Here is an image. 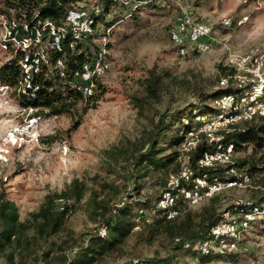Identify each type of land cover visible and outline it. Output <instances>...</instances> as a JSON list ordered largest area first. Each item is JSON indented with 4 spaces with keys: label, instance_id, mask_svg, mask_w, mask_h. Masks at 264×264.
<instances>
[{
    "label": "rangeland",
    "instance_id": "obj_1",
    "mask_svg": "<svg viewBox=\"0 0 264 264\" xmlns=\"http://www.w3.org/2000/svg\"><path fill=\"white\" fill-rule=\"evenodd\" d=\"M7 1L0 0V9L6 7ZM183 13L214 21L228 17L232 24L228 28L217 27L212 52L182 59L176 55L169 30ZM8 17H14L12 12L4 19L0 16V42ZM107 29L111 30L104 50L111 68L96 81L97 97L93 101L79 99L71 113L41 118L39 144L8 145L6 135L17 124L21 106L13 101L10 110L0 112V192L15 205L19 220L24 222L37 213L49 194L67 192L60 203L72 206L61 232L49 243L33 246L31 253L6 249L0 253V264H55L52 255L46 262L41 257L49 249H56L52 243L63 248L60 256L71 258V250L81 239L101 230L110 210L123 203L134 208L132 219L138 226L121 246L95 264H264V146L257 149L248 145L238 152L232 149L228 164L214 166L225 171L226 181L232 179V169L237 174H247L248 182L225 189L197 206L180 207L177 218L163 224L150 242L146 239L156 201L174 173L170 166L138 178L143 171L137 172L133 167V159L146 148L143 145L159 116L177 111L189 115L205 106L213 109L211 104L216 97L204 103L202 99L218 91V81L230 69V61L250 49L263 47L264 1L118 0V5L110 7L98 20L95 33L85 44L90 59L98 48L101 50ZM8 58L0 47V66ZM151 71L159 80L157 98L141 85ZM192 115L199 123L193 131L202 123L198 117L206 121L213 117L197 111ZM187 122L183 120L184 124ZM183 142L184 139L177 147L179 155ZM179 163L181 167L183 161ZM75 183L82 190L78 200L69 192ZM239 202L258 208L259 213L234 255L201 260L175 245V239L198 236L209 217L217 218ZM32 235L29 230L27 236ZM10 253L12 261L7 258Z\"/></svg>",
    "mask_w": 264,
    "mask_h": 264
},
{
    "label": "built area",
    "instance_id": "obj_2",
    "mask_svg": "<svg viewBox=\"0 0 264 264\" xmlns=\"http://www.w3.org/2000/svg\"><path fill=\"white\" fill-rule=\"evenodd\" d=\"M92 11L83 4L76 5L67 12L64 22L58 26L44 22L37 27H30L27 24L19 25L14 19H5L1 49L9 53V58L19 51L25 52L26 56L19 61L20 76L15 83L0 84V112L10 110L13 101L28 93L32 78L40 72L42 65L45 66L46 75L50 76V79L66 78L64 61L66 51L71 53L77 51L78 46H84L95 33L98 21L94 15L98 10L93 8ZM231 24L228 17L214 21L210 17L194 18L191 14L183 13L169 30V39L179 58L203 55L212 52L216 47L213 35L217 27L228 28ZM110 30L107 29L102 38L104 42L102 52L80 64L72 73L71 80L67 82L83 99L88 100L95 95L96 81L110 71L111 65L105 57L104 50ZM58 53L62 56H55ZM229 66L230 69L219 79L217 86L221 89L230 88L233 92L214 98L211 106L217 114L207 121L198 117L202 122L199 129L185 135L181 146L182 157L180 155L178 158L179 162L183 161L180 172L177 176L169 177L168 186L157 200L156 208L164 211L167 219H173L178 215L179 203L194 207L225 189L248 182L247 174H237L231 169L233 177L228 181H207L198 178L192 181L190 189L179 186V181L189 182L191 178L189 155L200 142V136H205L209 142L217 141L220 136L215 135L219 132H229L242 123L264 118V45L261 48L250 49L242 56L231 60ZM31 97H34V93ZM47 112L46 109L31 106L18 107L19 115H16V119L19 120L9 129L5 139L7 144L15 147L39 144L41 141L39 124ZM231 152L232 146L218 147L215 152L204 154L198 165L213 167L219 163L228 164ZM258 213V208L253 207L236 219L228 212H224L223 220L210 229L208 237L194 242L185 241L184 248L192 249L201 256L212 254L224 256L235 253L242 234ZM105 232L103 227L99 230L101 235H105ZM176 241L179 242V239ZM129 264L141 263L132 261Z\"/></svg>",
    "mask_w": 264,
    "mask_h": 264
},
{
    "label": "trees",
    "instance_id": "obj_3",
    "mask_svg": "<svg viewBox=\"0 0 264 264\" xmlns=\"http://www.w3.org/2000/svg\"><path fill=\"white\" fill-rule=\"evenodd\" d=\"M264 1V0H262ZM133 3H144L147 0H130ZM83 4L86 8L93 12V8L98 10V13L94 15L96 20L102 19V17L108 12L110 7L118 5L116 0H8L6 7L0 9V16L6 17L12 12L14 17H8L9 20L14 19L19 25L27 24L30 27H37L44 22H50L55 25H61L67 15V12L76 5ZM122 4V3H121ZM125 8L124 4L120 5ZM106 47V46H105ZM102 49H97L93 58L99 55ZM9 55L8 52H5ZM52 55V54H51ZM62 56L57 54L55 56ZM26 56L25 52H18L11 58H8L0 66V84H14L16 79L20 76L19 61ZM52 57V56H51ZM66 65V78L63 80L50 79V76L46 75L45 66H41L40 72L35 74L32 78L31 89L28 90L26 95H21L17 102L21 107L31 106L34 108L46 109L48 112L44 116H60L72 112V108L76 101L82 99L81 95L75 92V90L69 85L71 75L75 69L79 67L83 62L89 61L88 48L84 46H78L77 51L71 53L67 52L64 55ZM91 58V59H93ZM226 71L224 72V74ZM223 74V75H224ZM150 77L141 85L145 87L147 92L154 98H157L159 80L156 78L154 71L149 73ZM218 91L210 95V97H203L202 103L208 98L212 99L223 94L232 93L233 90L218 88ZM34 93V97L31 95ZM97 97L95 95L87 101H93ZM137 102L143 103L144 100H138ZM199 115L209 114L215 116L217 111L210 107L196 108ZM192 112V113H193ZM189 114L186 115L181 111H177L172 114H163L159 116L158 121L155 124V129L150 133L143 147L145 149L137 152L136 157L133 159V167L137 169V172H142L141 177L148 176L150 173L162 171L166 168L172 167V173L177 176L180 172V163L178 162L179 152L177 147L183 141L185 135L192 132L199 126V123L194 121L195 116ZM251 122L242 123L240 127H234L229 132H219V140L209 142L205 136H200V142L194 150L190 152L188 166L191 169V178L189 182L179 181V186L186 189L192 187V181L195 179H206L207 181H226L224 178V170L217 166L213 167H200L198 162L202 159L206 153L215 152L218 147L225 148L232 146L233 152H238L244 146L253 145L254 148L261 149L264 146V118H258ZM183 120L188 121L187 124L183 123ZM193 123L195 126H193ZM178 126V127H176ZM175 128V131H173ZM183 132L180 135V132ZM176 148V149H174ZM174 149V150H172ZM167 152L166 155L163 153ZM236 166V165H234ZM70 194L75 199H80L82 190L80 185H71ZM164 188L163 190H165ZM67 192H63L62 195L49 194L46 195L43 204L39 208L37 213L31 214L29 218L21 222L19 220L18 212L15 205L9 201L3 192H0V253L6 249L11 248L12 252L31 253L33 246L44 243H49V240L58 235L64 225L65 219L71 205L61 204L60 201L65 200ZM158 200V199H157ZM157 202V201H156ZM180 207H187L184 203H179L178 211ZM252 206L247 204H235L229 206L224 212H228L230 215H242L252 209ZM134 208L129 206L128 203H123L110 210L109 219L103 222L102 227L105 228V235H101L99 230L93 234L85 236L81 239V243L77 244L72 252L71 258L66 255L60 256L59 252L63 253L61 245L52 243L55 248L49 249L42 253V261H49L52 255V262L55 264H95L105 254L116 250L121 246L127 237L133 233L134 229L138 226L132 219ZM223 212V213H224ZM223 213L216 217H209L207 222L201 227L200 234L190 239H179V242L175 239V245L185 251H190L196 254L201 260H210V258H226L234 255L233 253L220 256L218 254H212L210 256H201L199 253L192 249L184 248V242H194L198 239L208 237L209 231L212 227L217 225L223 220ZM179 214V213H178ZM178 216V215H177ZM173 219H167L164 211L155 208L153 215V223L151 229L148 231L147 241L150 242L153 236L158 232V229L165 223H170ZM256 221L253 219L249 222L248 228ZM246 229V230H247ZM33 231L31 237L27 236V232ZM246 232V231H245ZM245 232L242 234L241 240L238 242V247L244 238ZM51 244V243H50ZM56 252V253H55ZM8 260L12 261L13 254L7 255ZM47 264H49L47 262Z\"/></svg>",
    "mask_w": 264,
    "mask_h": 264
}]
</instances>
